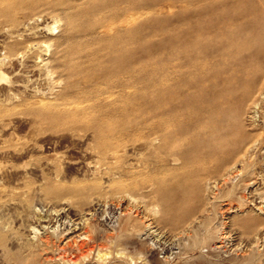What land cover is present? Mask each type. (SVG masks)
<instances>
[{
    "label": "rangeland",
    "instance_id": "374dc122",
    "mask_svg": "<svg viewBox=\"0 0 264 264\" xmlns=\"http://www.w3.org/2000/svg\"><path fill=\"white\" fill-rule=\"evenodd\" d=\"M263 51L264 0H0V264H264Z\"/></svg>",
    "mask_w": 264,
    "mask_h": 264
},
{
    "label": "bare ground",
    "instance_id": "6f19581e",
    "mask_svg": "<svg viewBox=\"0 0 264 264\" xmlns=\"http://www.w3.org/2000/svg\"><path fill=\"white\" fill-rule=\"evenodd\" d=\"M142 10V9H141ZM115 11V10H114ZM137 12H138V9L137 8H135V7H130L124 14H121V15H113L112 17H110L109 19H107V24L109 25V26H115V25H120V24H127V23H129L130 22V20L133 18V17H135V15L137 14ZM108 13V12H107ZM114 13V12H113ZM141 15V14H140ZM88 18V17H87ZM85 19V18H84ZM71 23V22H70ZM73 24V23H72ZM129 25V24H128ZM121 26V25H120ZM120 26H119V28H120ZM70 27V26H69ZM124 28V27H123ZM70 29V28H69ZM48 30L49 31H54L55 30V26L54 25H51V26H49L48 27ZM113 30V29H112ZM114 31V30H113ZM131 34V33H130ZM77 44V43H76ZM83 44V43H82ZM73 45V44H72ZM71 46V45H70ZM76 47V46H75ZM79 47V46H78ZM111 47V46H110ZM72 48V47H71ZM74 49V48H73ZM79 49H80V47H79ZM84 49V48H83ZM70 50H72V49H70ZM79 51H81V50H79ZM83 52H84V50H83ZM264 52V51H263ZM78 54V53H77ZM80 55V54H79ZM72 56V55H71ZM198 58V57H197ZM196 60V59H195ZM73 61V60H72ZM201 61V60H200ZM199 61V62H200ZM76 63V62H75ZM201 63V62H200ZM71 64V63H70ZM204 67V66H203ZM213 68V67H212ZM152 70H153V68H152ZM147 72H148V70H147ZM257 78V77H256ZM207 95V94H206ZM207 98V97H206ZM209 98V97H208ZM229 99V98H228ZM209 100V99H208ZM233 101V100H232ZM208 103V102H207ZM222 105V104H221ZM221 111H223V110H221ZM236 111V110H235ZM204 112L206 113V115L208 116V117H210L211 116V114H212V112H213V110H206V111H204L203 109H201V108H199L198 109V111H197V119H196V123H197V125H198V127L199 128H201L202 126H203V117H204ZM243 112V111H242ZM236 117V116H235ZM210 121V120H209ZM209 129H211L212 127H213V123L211 122V123H209L208 124V126H207ZM263 127V126H262ZM264 129V128H263ZM209 133V140H208V142L206 143V145L204 144V146H201V145H199V147H198V149H197V152H198V155H199V160L200 161H205L206 163H204V164H206V165H210L213 161H216V149H217V146H214L213 144H212V140L211 139H213L214 137H215V135L213 134L214 132L213 131H209L208 132ZM230 133H232L231 131L230 132H225L224 133V135L225 136H228ZM244 133V132H243ZM242 135V134H241ZM246 136L244 137V136H239L237 139L235 138V140H234V144H242V147L239 145H237V147H235L234 149L233 148H231V149H233L232 151H231V149L229 150V151H227V153L228 154H230L229 156H231L232 154L233 155H238V154H243V155H247L249 152H250V149H252L254 146L253 145H255V144H253V145H249L250 143H251V141H252V139L249 137V135H247V134H245ZM234 139V138H233ZM253 143H254V140H253ZM232 144V146H234V144L233 143H231ZM224 145H226V144H224ZM219 146V145H218ZM223 146V145H222ZM221 146V147H222ZM206 148V150H202L201 148ZM221 151V150H220ZM219 152V151H218ZM253 152V151H252ZM251 152V153H252ZM250 153V154H251ZM221 155H223V153L221 154ZM30 248H37V246L36 245H34V244H32V245H30ZM118 254H122V252H120V253H117V255ZM84 256V255H83ZM97 256H98V258L99 259H105L106 258V256H107V253H97ZM62 257V259H64V256H61ZM64 260H66V259H64ZM35 261V260H34ZM68 261H72V263H76V260H71V259H69V260H66V262H68ZM37 262H35L34 264H36Z\"/></svg>",
    "mask_w": 264,
    "mask_h": 264
}]
</instances>
